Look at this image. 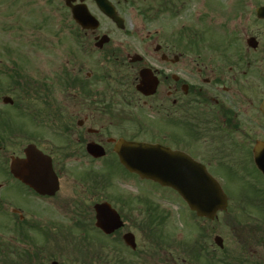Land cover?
<instances>
[{
    "label": "flooded vegetation",
    "instance_id": "obj_1",
    "mask_svg": "<svg viewBox=\"0 0 264 264\" xmlns=\"http://www.w3.org/2000/svg\"><path fill=\"white\" fill-rule=\"evenodd\" d=\"M185 1L0 0L2 35L23 39L39 6L66 18L60 64L27 65L25 49L42 45L16 51L0 40V61L17 60L0 68V84L17 90L15 112L30 121L17 129L18 151L0 134V178L39 197L8 170L11 157L24 158L28 145L51 158L55 173L65 165L83 171L100 161L88 147H101L108 157L115 155V141L155 131V143L190 155L209 172L257 173L262 184L249 180L250 195L224 191L226 210L213 220L193 213L185 230L163 199L121 197L111 205L123 227L106 236L94 225V207L105 201L103 184L83 181L90 199L70 204L68 226L12 209L0 229V264H264V39L225 23L212 27L204 16L184 20L192 17L185 15ZM263 7L254 5L252 14L264 27L256 14ZM26 13L30 21L23 20ZM142 71L152 95L136 90ZM47 199L51 208L54 198ZM126 233L134 235V247L123 243Z\"/></svg>",
    "mask_w": 264,
    "mask_h": 264
},
{
    "label": "rangeland",
    "instance_id": "obj_2",
    "mask_svg": "<svg viewBox=\"0 0 264 264\" xmlns=\"http://www.w3.org/2000/svg\"><path fill=\"white\" fill-rule=\"evenodd\" d=\"M241 1H245L246 4L241 6ZM261 2H264V0H188L184 3V7H186L184 8V11H186V16L191 15L192 17L184 20L193 19L192 22H194L197 20L195 18L197 16H200V20L203 18H201V16L208 17L207 24L212 27L217 28L221 26V23H225V25H228L231 30L246 28L248 36L253 35L262 42L264 39V33L261 31V27L263 26L252 14L253 6ZM224 3H226V5H224ZM245 5L246 8L244 7ZM3 15L4 14L1 12V16ZM23 20L30 21L31 14L26 13ZM65 21L66 18L64 13L50 14L43 11L39 6L37 18L33 23L28 24V27L23 29V31H25L23 39L17 37L11 32H9V36L2 35L0 28V40H3V43L7 42V46L16 49V51L19 47L21 49L23 45L28 43H39L42 45L43 48L38 51H35L34 49L28 51L25 49L28 56L24 59H29L28 62L32 61L31 64L26 63L27 65H34L33 67H35L48 59H54L55 63L60 64L63 62V52L59 47V42L64 37L61 35V32ZM8 22L11 24L14 23V21ZM243 46H245L244 42ZM18 60L20 61V59ZM12 62L16 63L17 60L8 59L0 61V68L4 67V64H7L8 67H10ZM258 64L259 61L257 60L255 64L252 65V68H258ZM261 66H264V62ZM5 96L10 97L15 105L21 102V99L18 97L17 90H7L2 83L0 84V113H7L11 117L9 123L12 129H20L25 125L29 126L30 121L27 117L21 114H14L12 112L15 111L14 109L8 105L2 104V98ZM158 137L159 134L157 132L149 131L144 135H140L136 139L149 141L153 139L156 140ZM21 144V138L16 134V139L13 138L12 140L11 149L18 151ZM57 174L60 178V192L56 195L54 200H50L52 203L50 205L51 208L47 207L49 204L47 198H39L28 194V192L14 181L10 183V186H7L2 178H0V229L3 224H5L4 222L8 221V217L11 215V210L16 208L25 210L23 212L27 215L37 214V220L46 222L48 220L54 221L57 224V228L61 225L68 226L69 223H72L71 219H66V214L69 213L71 209L70 204L72 202H89L90 197L85 194V191L80 187V184L85 180L91 179L97 180L103 184V198L113 204L118 202L121 197L130 198L132 200L136 198H149L155 200L163 199L165 201L164 208L169 210L173 217L181 216L185 222H189L191 219L190 211L175 192L168 188H162L151 181L141 180L135 175L124 172L116 164V161L112 156L100 160L93 169L78 171L77 168L70 165L61 166L60 168L57 167ZM210 174L221 183L223 190L228 195L234 197L241 193H247L248 195L251 194L253 188L251 187V184H248V181H252V178L257 183L262 184V180L257 173H252V178L250 175L245 177L246 174L238 172L230 173L211 171ZM1 175L2 171L0 170V177ZM101 175H109V179L103 181L105 179H102ZM5 199L9 201V205ZM44 206L45 208H43ZM137 239L144 242V236L141 234H137ZM104 244L111 245L116 243L104 241Z\"/></svg>",
    "mask_w": 264,
    "mask_h": 264
},
{
    "label": "water",
    "instance_id": "obj_3",
    "mask_svg": "<svg viewBox=\"0 0 264 264\" xmlns=\"http://www.w3.org/2000/svg\"><path fill=\"white\" fill-rule=\"evenodd\" d=\"M264 18V9L258 12ZM137 90L145 95L144 76ZM4 102H11L4 99ZM89 152L95 157H103L104 152ZM120 164L130 173L137 174L141 179L150 180L163 187L177 191L187 203L189 209L198 216L212 219L217 211L226 206V197L218 183L207 173L205 168L187 155L173 152L160 145L126 142L119 140L114 148ZM26 159H12L11 174L23 184L41 196H54L59 189L58 178L51 168L50 159L29 146ZM96 227L106 235L113 233L122 226L117 213L109 204L95 206ZM127 245H134V238L124 236Z\"/></svg>",
    "mask_w": 264,
    "mask_h": 264
},
{
    "label": "trees",
    "instance_id": "obj_4",
    "mask_svg": "<svg viewBox=\"0 0 264 264\" xmlns=\"http://www.w3.org/2000/svg\"><path fill=\"white\" fill-rule=\"evenodd\" d=\"M104 178H106V177H104ZM107 179V178H106Z\"/></svg>",
    "mask_w": 264,
    "mask_h": 264
}]
</instances>
